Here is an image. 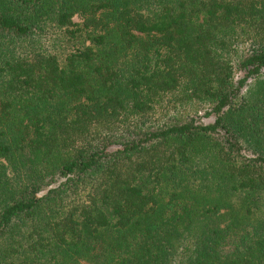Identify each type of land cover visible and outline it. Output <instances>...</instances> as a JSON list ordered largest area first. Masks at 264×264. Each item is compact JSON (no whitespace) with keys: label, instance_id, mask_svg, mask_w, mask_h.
<instances>
[{"label":"trees","instance_id":"1","mask_svg":"<svg viewBox=\"0 0 264 264\" xmlns=\"http://www.w3.org/2000/svg\"><path fill=\"white\" fill-rule=\"evenodd\" d=\"M0 264H264V0H0Z\"/></svg>","mask_w":264,"mask_h":264},{"label":"rangeland","instance_id":"2","mask_svg":"<svg viewBox=\"0 0 264 264\" xmlns=\"http://www.w3.org/2000/svg\"><path fill=\"white\" fill-rule=\"evenodd\" d=\"M75 20L78 21L80 19L78 17H75ZM50 36L51 34L47 35L48 40L45 41L44 43L45 46L49 47V45L53 42V39L55 38V37H50ZM248 36L249 34H247L245 30L237 29L233 37V40H234L233 44L230 45L229 47V52H231V56H234V54L236 55L237 53L241 54L245 50V48L249 46L251 41L250 39H248ZM18 51L21 52L20 50ZM173 96L174 95L165 96L163 101L159 104H156L154 110L151 113H149L147 116H145L144 119L147 118L148 121H158V118L162 116L164 117L165 108L169 104V101L171 102V100L173 99ZM203 120L206 122H211V121H214V117L204 118Z\"/></svg>","mask_w":264,"mask_h":264}]
</instances>
